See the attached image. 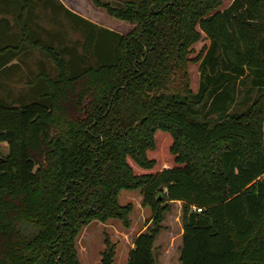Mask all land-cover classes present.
<instances>
[{"label":"trees","instance_id":"1","mask_svg":"<svg viewBox=\"0 0 264 264\" xmlns=\"http://www.w3.org/2000/svg\"><path fill=\"white\" fill-rule=\"evenodd\" d=\"M29 1L0 0L21 17ZM57 1L83 39L62 51L33 39L56 72H33L18 105L0 95V264H82L85 229H131L138 206L150 216L123 259L156 264L172 201L183 202L182 264H264V0H93L136 24L129 34ZM203 33L210 43L192 57ZM249 80L253 101L230 111ZM104 241L97 264H115L117 244Z\"/></svg>","mask_w":264,"mask_h":264},{"label":"rangeland","instance_id":"2","mask_svg":"<svg viewBox=\"0 0 264 264\" xmlns=\"http://www.w3.org/2000/svg\"><path fill=\"white\" fill-rule=\"evenodd\" d=\"M111 2L113 5H122L127 0H103ZM138 1V0H137ZM51 5H45L43 0H30L29 9L35 11L32 16L27 17L26 15L21 17L22 14L17 15L20 6L15 7V3L10 2L8 5L3 6L6 14L0 13V46H5L7 49L6 53L13 55L16 60H26L27 66L33 71L38 65L37 61H42L50 73H55L56 63L52 59L48 52L41 50L39 47L33 46V39H42L45 43H52L57 51H62L65 46L75 48V44L81 41L82 35L80 31L76 30L69 18L64 14L63 11L55 9L58 5L57 0H50ZM54 2V5H53ZM63 4L71 9L72 11L79 13L85 18L116 31L124 34H129L136 24H132L128 21L117 18L109 13L107 8L97 6L93 0H62ZM231 0H226L224 7L229 5ZM24 13V12H21ZM30 19V20H29ZM26 25V28H25ZM33 32L37 34H30ZM25 32V33H24ZM81 43V42H80ZM210 40L203 33L202 39L194 45V51L191 56L196 57L205 46H208ZM28 47L27 51L24 52V48ZM66 58L68 56L65 55ZM200 60L198 62L192 61L189 63V77L190 86L194 92L199 88L200 82ZM21 69L17 70L13 68L11 79L16 78L12 83L14 84L11 92L10 99L8 102L17 101L15 104H20L21 97H26L27 100L31 96V80L30 77H23ZM34 68V69H33ZM8 68L0 71V81L8 82ZM13 81V80H11ZM31 81V82H30ZM248 83H241V91L237 95L236 101L231 106L230 111H240L246 109V107L253 101L255 97V90H253L252 82L249 80ZM9 83V82H8ZM11 84V82H10ZM11 84V85H12ZM251 88V89H250ZM250 89V90H249ZM19 101V102H18ZM216 117V114L212 115ZM1 155L5 156L9 153V144L4 141L0 143ZM122 199L125 201L132 200L137 205H141V196L139 191H126L122 193ZM171 210L166 212L163 221V229L159 234L156 246L155 256L156 264H182L179 257V250L182 239H180L182 231V201L170 202ZM150 216V210L138 206L135 212L132 213V227L126 229L119 221L112 220L108 224L101 222L91 223L81 235L78 242V250L82 264H97L101 259V252L105 249V233L108 234L113 242L117 244V253L115 264H125L123 259V253L130 246V242L133 241L135 235L144 230L147 219ZM167 252V253H166ZM128 256V255H127Z\"/></svg>","mask_w":264,"mask_h":264},{"label":"crops","instance_id":"3","mask_svg":"<svg viewBox=\"0 0 264 264\" xmlns=\"http://www.w3.org/2000/svg\"><path fill=\"white\" fill-rule=\"evenodd\" d=\"M60 1L62 2V0H60ZM34 12L35 11H33V10L32 11H25L24 14L27 17H35V16H32V14ZM27 49H28V47H25L24 48V52H26ZM37 62H38V65L35 67L36 71H35L34 68H33L34 69V71H33L29 66H27L28 64H27L26 60H22V59L16 60V58H12L11 60H9V62L6 65L0 67V71L2 69L8 68V72L7 73H9L8 74L9 78L7 79L9 83L7 81H5V80L4 81H0V95L1 96H5V97L6 96H11L12 90L14 91V88H13L14 84H12V83L16 80V78H12V79L10 78L11 75H12L13 68H16L17 70H19V69H21L19 66H22L23 69L21 71H23V72H21V74L23 75V77L27 78V76H28L31 79V75H32L33 72L38 74L43 69V65H44L43 62L42 61H37ZM11 80H13V81H11ZM10 82H11L12 85L10 84ZM183 231H184V229H183V226H182L180 239H182ZM155 246H156V242H155ZM181 246H182V243H181L180 247ZM180 254H181V250H179V257H180Z\"/></svg>","mask_w":264,"mask_h":264}]
</instances>
